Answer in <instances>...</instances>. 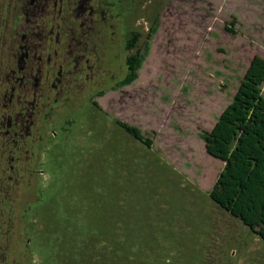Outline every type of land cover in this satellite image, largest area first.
<instances>
[{
	"label": "rangeland",
	"instance_id": "rangeland-1",
	"mask_svg": "<svg viewBox=\"0 0 264 264\" xmlns=\"http://www.w3.org/2000/svg\"><path fill=\"white\" fill-rule=\"evenodd\" d=\"M138 14L137 76L97 99L95 163L30 202L25 262L264 264L263 230L209 197L230 199L264 151V0H146ZM106 115L151 147L111 136Z\"/></svg>",
	"mask_w": 264,
	"mask_h": 264
},
{
	"label": "flooded vegetation",
	"instance_id": "flooded-vegetation-1",
	"mask_svg": "<svg viewBox=\"0 0 264 264\" xmlns=\"http://www.w3.org/2000/svg\"><path fill=\"white\" fill-rule=\"evenodd\" d=\"M145 2L0 0V264H27L44 184L95 163L97 99L127 85Z\"/></svg>",
	"mask_w": 264,
	"mask_h": 264
},
{
	"label": "trees",
	"instance_id": "trees-1",
	"mask_svg": "<svg viewBox=\"0 0 264 264\" xmlns=\"http://www.w3.org/2000/svg\"><path fill=\"white\" fill-rule=\"evenodd\" d=\"M154 30L155 28L152 27L151 31L153 32ZM142 57L143 53H140L135 59H133L129 66L127 77L121 84H129L136 78L137 68L141 65ZM104 125V130H107V133L113 137L117 135L116 130H120L121 134L123 136H128V138L133 141L134 145L137 143L146 148L151 147V139L148 136H145L135 125L128 124L115 117H106ZM259 130L262 131L263 128H260ZM256 135H259L257 130ZM112 144L110 145L111 148L115 143ZM262 149L264 150V144ZM257 159L259 160V163L252 166L250 169L243 170L230 199H222L212 194H210L209 197L219 208L236 221H239L249 230L255 226L260 227L263 230L264 236V151L260 152ZM257 159L254 161H257ZM89 253H91V250ZM202 264L218 263L214 261H206Z\"/></svg>",
	"mask_w": 264,
	"mask_h": 264
}]
</instances>
